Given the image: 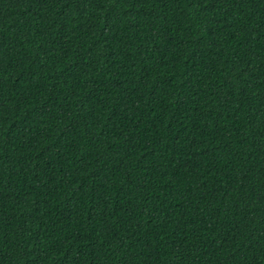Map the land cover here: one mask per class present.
Masks as SVG:
<instances>
[{
	"label": "trees",
	"instance_id": "1",
	"mask_svg": "<svg viewBox=\"0 0 264 264\" xmlns=\"http://www.w3.org/2000/svg\"><path fill=\"white\" fill-rule=\"evenodd\" d=\"M0 264H264V0H0Z\"/></svg>",
	"mask_w": 264,
	"mask_h": 264
}]
</instances>
